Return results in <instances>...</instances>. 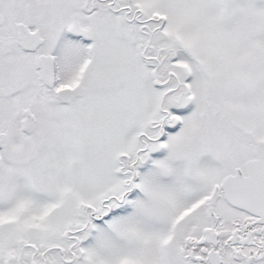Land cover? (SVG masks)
Returning <instances> with one entry per match:
<instances>
[{
  "label": "snow or ice",
  "instance_id": "1",
  "mask_svg": "<svg viewBox=\"0 0 264 264\" xmlns=\"http://www.w3.org/2000/svg\"><path fill=\"white\" fill-rule=\"evenodd\" d=\"M0 264H264V0H0Z\"/></svg>",
  "mask_w": 264,
  "mask_h": 264
}]
</instances>
